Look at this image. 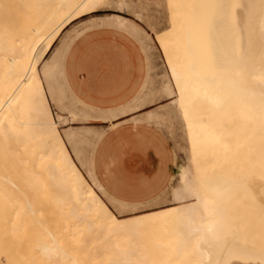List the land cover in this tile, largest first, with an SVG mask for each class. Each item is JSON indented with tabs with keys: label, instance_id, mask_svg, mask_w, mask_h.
I'll return each instance as SVG.
<instances>
[{
	"label": "bare ground",
	"instance_id": "6f19581e",
	"mask_svg": "<svg viewBox=\"0 0 264 264\" xmlns=\"http://www.w3.org/2000/svg\"><path fill=\"white\" fill-rule=\"evenodd\" d=\"M4 1L0 0V5ZM18 1L20 3L17 0L11 3H19L20 8L24 5V10L31 9L27 1ZM43 1L37 5L41 11L36 10V4L32 6V10L38 12L37 16L24 17L27 25L23 27L19 26L23 21L19 24L15 15L8 12L11 10L16 14L19 9L13 11L18 6H14V10L6 8V16L3 12L2 16L0 14V157L15 168H21L19 173L18 170L13 172L14 177L0 171V213L8 218L11 216L10 232L7 228L0 230V239L3 232V237L8 235L11 239L26 241L31 251L30 260H35L36 264H264V244L250 243L244 234L225 226L227 201L240 188L249 191L255 206L264 215V183L252 175V178L250 175L245 178L246 173L232 176L213 170L200 183L189 184L188 172L184 191L177 196L179 205L165 206L146 214L136 213L129 221L119 220L107 207L95 191L94 181L90 184L72 160L56 128L41 75L50 85L55 72H60V47L68 36V32L59 36L61 29L81 15L106 7L108 0ZM209 1V9L200 12L204 26L197 32V39H200L192 43L187 67L182 73L172 67L177 90L171 101L181 107L184 102L189 104L192 98H206L214 108L220 109L228 100L227 96H235L245 113L260 110L264 108V0L262 5L257 3L261 5L258 12L252 11L259 14L258 20L249 24L239 21L236 32L232 23L220 19L222 15L227 19L223 0H201V7ZM225 1L224 4L229 2L228 10L229 6L233 7L232 1ZM4 5L8 7L7 3ZM25 14L27 10L19 15ZM111 17L119 26L128 20L119 14ZM133 29L140 31L137 26ZM220 31L223 35L219 37ZM248 31L250 34L255 32L253 39L249 38L257 44V57L254 65L249 67L248 78L251 83L257 82L250 88L238 86L231 76L222 77L223 59L228 64L236 59L240 66H248L250 56L245 36ZM49 51L51 54L46 58ZM172 95L173 91H170L169 96ZM187 108L182 107V115L188 114ZM106 120L100 118L99 121ZM191 121L186 118L188 129ZM188 161L190 163L191 158ZM34 164L43 169L37 171V176L31 171ZM16 174H22V181L18 182ZM42 185L49 189L45 209H41L40 204L37 208L33 198ZM97 187L102 189L103 186L97 183ZM187 197L192 199L186 200ZM20 213L30 215L29 221L23 223V227L28 223L25 228L17 225L13 218ZM33 219L39 227L33 225ZM170 222L172 226L176 223L177 227L173 226L176 227L173 230L168 226L173 231L165 228L164 235L177 237L175 253L183 260L179 257L166 260L164 253L158 255L159 248L165 247V241L157 237V228L162 224L170 225ZM256 226V229L260 228V225ZM257 239L263 242L259 236ZM7 249L0 251V260L6 259ZM184 257L190 260H184Z\"/></svg>",
	"mask_w": 264,
	"mask_h": 264
},
{
	"label": "rangeland",
	"instance_id": "374dc122",
	"mask_svg": "<svg viewBox=\"0 0 264 264\" xmlns=\"http://www.w3.org/2000/svg\"><path fill=\"white\" fill-rule=\"evenodd\" d=\"M5 1L2 2L0 8H3L4 3L8 5L10 0L8 2ZM25 1L29 3L30 10H24L22 8L24 7L23 5L21 11L19 6L20 2L17 0L19 2L18 4L16 2L13 5L14 2H10L9 4L12 5H8V7L4 5L5 9H0L1 16L2 12L4 16L7 15L6 8L8 10L9 8H13L12 10H14L18 6L13 11L16 12L19 9L16 12L17 15L12 13L11 10L8 12L13 16L15 15L14 18L18 22L23 21L22 25L19 22V26L23 27L27 25V23H24L25 18L36 17L38 13L36 10L41 11L40 8L38 9L40 6L37 5L39 3L42 4L44 1L24 0L23 3ZM227 1H234V4L230 2L233 7L230 8L229 6V10L234 13L236 12L238 16L228 10V6L226 5H229V2L224 4L226 1L223 0V8L226 7L227 9L224 10V16L227 19H223V15L220 19L232 23L235 27V32L239 21L249 24L251 21L256 22L258 20L259 14L253 12H258L261 9L263 0ZM201 3V0H108L106 7L104 6L96 11L81 15L67 23L64 27L65 29H61L59 36L66 32H70L71 34L66 37L60 47V72H55L50 79V85L41 75L50 111L56 122V128L67 145L72 160H74V163L90 184L94 181L93 186L97 194L121 221L132 220L136 216V213L146 214L165 206L179 205L180 201L177 199V196L184 191L185 175L188 172L190 177L189 184H193L195 181L200 183L213 170L220 174L223 173L232 176H237L239 173H246L245 178H250L249 175H252L264 183V108L245 113L243 105L238 98L235 96H227L226 98L228 100H225L224 105L219 109L217 107L214 108L208 99L198 97L192 98L189 104L182 103L183 106L188 107V114L184 116L181 110L183 106L176 107L171 101L177 90L172 67L181 73L187 67L186 60L191 58L192 45L200 39H197V32L201 29V26H204L200 12H206L210 7V1L205 2L202 7ZM257 3H261V5L258 6ZM34 4H36L37 9L33 11L32 9L34 7L32 6ZM236 6L239 8L237 11H235L237 9ZM26 10L27 14L25 16L21 15L22 19L19 14L25 13ZM103 13L108 14L99 15ZM112 14L125 16L128 20L123 26H119L115 19L111 17ZM13 16L7 17L13 18ZM233 18L234 20H229ZM204 19L207 20V17ZM141 21L144 23H141ZM144 24H147V28L144 27ZM98 25H110L124 29L136 38L144 54L146 67L144 80L130 103L123 105L119 109H95L74 95L67 88L63 79L61 63L67 45L83 30ZM133 26H137V29L140 31H134ZM218 35L219 37L223 35L222 31ZM254 35L255 32L250 34V31L245 34L250 56L248 66H240L236 59L230 64L227 63L226 59L222 61V68L224 70L222 77H233V82L240 87H254L257 82L254 81V83H251L248 80L249 67L254 65L257 57V44L249 38V36L252 38ZM59 36L54 41V46L58 43ZM50 54L51 51L48 52L46 58ZM170 91H173L172 96H169ZM59 103L60 105H58ZM141 105L142 107L139 109L140 114L136 117L125 119L123 122L128 121L131 124L138 122L153 128L160 135L165 147L169 150L171 163L169 162L168 164L167 173L164 174V183L157 193L145 200L125 201L110 195L103 187L102 189L97 187V183L100 182L91 172L89 155L96 139L101 135L105 127L103 123L86 120L93 119L99 121L100 118L109 120L118 113L133 110ZM96 110L97 112L94 113ZM186 118H191L190 126L192 124V128L190 126L189 129L186 127ZM114 125L115 123L111 124L108 121V128ZM192 137H194L193 142ZM204 156L205 160H203ZM189 158H191L190 163L188 161ZM20 170V166L15 168L11 163L6 162V160L0 157V171L11 173L10 177H14L13 172L17 171L19 173ZM39 170L42 172L43 169L34 164L31 168L33 176H37V171ZM15 178L18 182L22 181V174H16ZM48 191V186L42 185L37 189V193L33 195L35 196L33 198L35 199L37 208H39L38 204H40V208L45 209V205L49 201ZM232 196V198H229L230 202L227 201L225 226L227 227L228 225V228L230 227L234 231L236 230V233L244 234L250 243H257V245L264 244V236L262 237L264 235V215L260 212L261 209L255 206L251 194L245 188L238 189ZM190 199L192 197L186 198V200ZM2 202L3 204L5 203V201ZM1 206L2 203L0 202V208ZM13 218L18 222L17 225L25 228L28 223L24 227L23 223L29 221L30 215L20 213L17 218L15 216ZM10 220L11 216L8 218V216L0 213V230L7 228L10 232ZM33 221L35 222L36 220L33 219ZM36 222L33 225L37 224ZM6 224L7 227L5 226ZM169 224L171 226L167 223V226H165L166 224H162L157 228V237L165 241V247L159 248L158 255L160 256V253H164L166 260H176L178 257L180 258H178L179 260H183V257L175 253L174 248L177 244V237L175 239L173 236L168 235V233V236L166 234L164 235L165 228L166 231L167 229L173 231L177 227L175 225L176 223H173V226H176L174 228L171 222ZM256 224L260 225V233H258L259 229H256ZM168 226L172 227L173 230H171L172 228H167ZM35 227L39 226L35 225ZM20 231L22 232L21 228L19 229V233H21ZM1 235L0 251L2 252L8 248V254L5 260H0V264H36L34 263L35 260H30L31 251L26 241L20 238L11 239L8 235L3 237V232H1ZM164 236H167V239H164ZM258 236L263 242L260 243V240L257 239ZM171 237L174 238L175 243ZM184 260H190V258L184 257ZM38 261L41 262V260Z\"/></svg>",
	"mask_w": 264,
	"mask_h": 264
},
{
	"label": "crops",
	"instance_id": "0c3cea01",
	"mask_svg": "<svg viewBox=\"0 0 264 264\" xmlns=\"http://www.w3.org/2000/svg\"><path fill=\"white\" fill-rule=\"evenodd\" d=\"M104 14L108 13L99 15ZM61 68L67 88L101 110L129 104L146 69L136 38L110 25L93 26L75 36L65 49ZM141 107L106 121L86 120L105 127L89 155L91 172L107 193L125 201L145 200L157 193L171 163L169 150L153 128L123 122L140 114ZM108 121L115 125L108 128Z\"/></svg>",
	"mask_w": 264,
	"mask_h": 264
},
{
	"label": "snow or ice",
	"instance_id": "6c2138e0",
	"mask_svg": "<svg viewBox=\"0 0 264 264\" xmlns=\"http://www.w3.org/2000/svg\"><path fill=\"white\" fill-rule=\"evenodd\" d=\"M141 23H144V22L141 21ZM144 27L147 28V24H144ZM148 31H150V29H148Z\"/></svg>",
	"mask_w": 264,
	"mask_h": 264
}]
</instances>
